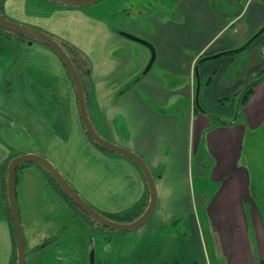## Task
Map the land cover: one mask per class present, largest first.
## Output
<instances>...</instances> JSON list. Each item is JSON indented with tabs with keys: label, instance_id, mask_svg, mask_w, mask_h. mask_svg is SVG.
<instances>
[{
	"label": "crops",
	"instance_id": "obj_1",
	"mask_svg": "<svg viewBox=\"0 0 264 264\" xmlns=\"http://www.w3.org/2000/svg\"><path fill=\"white\" fill-rule=\"evenodd\" d=\"M2 6L6 18L65 40L88 58L94 125L142 157L154 176L153 213L140 227L107 236L101 264H264V221L252 193L260 172L244 154L246 142L264 139V30L254 36L264 27V0L85 6L3 0ZM121 32L154 45L146 73L150 51ZM0 34V167L12 155L39 154L103 214L140 203L143 175L132 160L89 139L58 55L39 41ZM4 46L12 60L3 56ZM253 80V93L241 105L239 94ZM51 111L60 117L51 118ZM30 179L46 186V227L66 221L56 235H66L72 222L81 229L85 220L104 233L66 206L35 164L16 171L18 203ZM69 230L67 247L77 238L75 228ZM11 256V230L0 210V264Z\"/></svg>",
	"mask_w": 264,
	"mask_h": 264
},
{
	"label": "water",
	"instance_id": "obj_2",
	"mask_svg": "<svg viewBox=\"0 0 264 264\" xmlns=\"http://www.w3.org/2000/svg\"><path fill=\"white\" fill-rule=\"evenodd\" d=\"M56 1L74 6H85V5L97 3L101 0H56ZM0 28L5 29L6 31L12 33H18L28 38L29 40L39 41L45 44L46 46H48L52 51H54V53L58 55V57L63 62L70 76V79L75 87L81 120L86 134L93 142L135 162L140 167L143 173L149 192L148 204L140 216H138L136 219L130 222L115 221L105 216L103 213L99 212L89 203H87L86 200L72 188L70 183L64 178V176L58 171V169L48 159H46V157L34 153L18 154L14 156L7 165L6 193H7V199H8L11 217L13 220V226L16 234L17 260L15 264L26 263L25 235L17 205L16 184H15L16 171L19 165L22 163H36L42 166L44 169H46V171L49 172L50 175L57 181V183L61 186L63 191L73 200V202L84 213H86L89 217H91L94 220L96 226L101 224L108 229L122 232V231H132L143 225L153 213L157 202L156 184H155L154 176L148 164L137 153L104 138L97 132L89 117V113L86 105V96L80 76L76 68L74 67L70 57L63 49L62 45L54 38V36L44 31H41L37 28L26 26L18 22L12 21L6 18L5 15L2 14L1 12H0ZM263 30L264 27H262L254 36L259 35ZM121 33L122 35L143 44L150 51L149 61L146 65L145 70L143 71L144 73H146L152 66L153 62L155 61L156 51L154 45L150 41L142 37L126 32H121ZM88 261H89L88 264H94L95 262V251L93 247H91L89 250Z\"/></svg>",
	"mask_w": 264,
	"mask_h": 264
},
{
	"label": "rangeland",
	"instance_id": "obj_3",
	"mask_svg": "<svg viewBox=\"0 0 264 264\" xmlns=\"http://www.w3.org/2000/svg\"><path fill=\"white\" fill-rule=\"evenodd\" d=\"M110 1L111 0H101L99 2L106 4ZM126 4H129V2H126ZM2 43L3 40L0 39V46ZM3 56L12 60V56L7 52L5 46ZM7 62L8 60L3 61V65L6 66ZM5 73V69L3 68V74ZM245 153L251 166L256 171L260 172L257 180L259 182V187L252 189V193L259 206L260 213L264 221V180L262 176V171L264 169L263 137L259 135L249 141V144L246 142L244 146V154ZM25 184V188L21 189V191H24V194L20 195L23 200H20L21 202L18 203L17 199L18 208L20 209V219L25 235L27 252L25 264H88V253H86V251L84 253L80 252V243L81 245L83 243V247L87 246L88 243L91 248L93 247L94 242H96L95 264H101L99 255L104 254L107 256L106 251H109L108 242L110 241L107 236L111 238L113 235L112 233H117V231L105 228L106 230L103 231L104 233L99 232L96 227L93 228L91 223L87 222L88 220H85L83 222V227L79 229L77 225L72 222L70 223V228L67 229L66 233H69V229L75 228L77 238H75V241L69 249L65 248L64 250H60L61 248L59 249L58 247H61L63 244H67L71 237H69L66 233L64 236L56 235L55 231L57 228H61V224L66 221L60 219L61 222L59 223L57 220V222L52 224L50 228H47L46 223H50L47 218H49L50 215H46V186L39 181H33V179L27 180ZM40 201H42L41 205ZM67 205L68 204H66V206ZM38 207H40L42 211L38 209ZM46 238L49 239L52 244H55L56 247L46 251ZM35 249H45L43 253H41L40 258H31V253H33ZM101 249L102 251L100 252ZM104 258L106 259V257Z\"/></svg>",
	"mask_w": 264,
	"mask_h": 264
},
{
	"label": "trees",
	"instance_id": "obj_4",
	"mask_svg": "<svg viewBox=\"0 0 264 264\" xmlns=\"http://www.w3.org/2000/svg\"><path fill=\"white\" fill-rule=\"evenodd\" d=\"M3 0H0V12L3 14ZM0 31L6 35L7 37H22V38H26L18 33H12L9 31H6L5 29L0 28ZM63 47V49L65 50V52L68 54V56L70 57L74 67L76 68L82 85L84 87V92H85V96H86V105H87V109H88V113H89V117L90 120L92 121L93 125V118H92V114L90 113V107H89V98H88V88H87V81L89 79V74H90V62L88 60V58L79 50L77 49L75 46H73L72 44L68 43L65 40H62L60 38L54 37ZM28 39V38H27ZM232 52V51H231ZM234 53V52H232ZM69 75V74H68ZM258 82V80H253L250 83H248L247 85H245V87L242 89V91L239 94V102L241 105L245 104L247 102V100L249 99V97L252 95L253 93V88L255 86V84ZM46 110V109H45ZM52 115H50L51 118L53 117H60L57 114H53V111H51ZM54 125L59 126L61 124H57L54 122ZM95 129L97 130V132L101 135V133L98 131V129L96 128V126L94 125ZM102 136V135H101ZM90 139V138H89ZM91 140V139H90ZM92 141V140H91ZM92 143L98 147L101 150L107 151V152H112L104 147H102L101 145L95 143L92 141ZM114 153V152H112ZM15 155H12L11 157H9L8 159H6L1 167H0V210L2 212V215L4 218L7 219L8 224L10 226V230H11V235H12V256L10 259V262L8 264H15L16 260H17V251H16V234H15V230H14V226H13V220L11 217V213H10V209H9V204H8V199H7V193H6V178H7V165L10 162V160L14 157ZM31 163H22L19 165L18 169L22 166L28 165ZM35 164L39 167L42 168V170L44 171L45 175L47 174L51 180L53 181L54 187L56 188V190L59 192V195L61 196V198L73 209V211L76 214H79L81 216H83L86 219H89L90 221H92L93 219L91 217H89L86 213H84L74 202L73 200L63 191V189L61 188V186L57 183V181L50 175L49 172L46 171V169H44L42 166H40L39 164L36 163H32ZM134 164L139 168L141 174L143 175L140 167L134 162ZM16 177V175H15ZM144 177V176H143ZM148 200H149V192H148V187L146 184V194L144 196V199L138 203L136 206L126 209L124 211L121 212H117V213H113V214H104L105 216L109 217L112 220L115 221H120V222H130L133 221L134 219H136L138 216L141 215V213L145 210L147 204H148ZM92 223H94V220L92 221ZM99 227L102 228H106L103 225L99 224ZM49 240V239H46ZM162 264H175V263H162ZM196 264V263H195Z\"/></svg>",
	"mask_w": 264,
	"mask_h": 264
},
{
	"label": "flooded vegetation",
	"instance_id": "obj_5",
	"mask_svg": "<svg viewBox=\"0 0 264 264\" xmlns=\"http://www.w3.org/2000/svg\"><path fill=\"white\" fill-rule=\"evenodd\" d=\"M55 247H56L55 244H52L49 240H46V251H49L50 249L55 248ZM58 248L59 249L61 248L60 250H64L65 248L69 249V247H67V246L64 247L63 245L61 247H58ZM87 248H88V243H87V246L85 247V250L82 251L81 253H84L86 251V253H88V255H89V250ZM44 250L45 249H35L34 252L31 253L32 254L31 258H36V259L40 258V255H41V253H43ZM26 256H27V252H26ZM88 263H89V261H88ZM94 264H95V262H94Z\"/></svg>",
	"mask_w": 264,
	"mask_h": 264
}]
</instances>
